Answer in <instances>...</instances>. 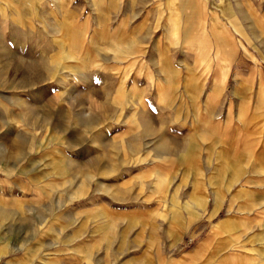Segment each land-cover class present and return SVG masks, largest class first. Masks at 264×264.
<instances>
[{"label": "rangeland", "instance_id": "1", "mask_svg": "<svg viewBox=\"0 0 264 264\" xmlns=\"http://www.w3.org/2000/svg\"><path fill=\"white\" fill-rule=\"evenodd\" d=\"M0 264H264V0H0Z\"/></svg>", "mask_w": 264, "mask_h": 264}, {"label": "bare ground", "instance_id": "2", "mask_svg": "<svg viewBox=\"0 0 264 264\" xmlns=\"http://www.w3.org/2000/svg\"><path fill=\"white\" fill-rule=\"evenodd\" d=\"M177 25H175L176 27ZM230 68L229 64L224 66L225 72L228 71ZM226 80H227V75L224 76V74L217 80V83L220 85H225L226 84ZM207 196L203 197L202 200L200 201V206L203 207L204 204L207 202ZM222 207L221 204H219L218 202L215 203V212L213 213L214 215H217V213L219 212L220 208Z\"/></svg>", "mask_w": 264, "mask_h": 264}]
</instances>
